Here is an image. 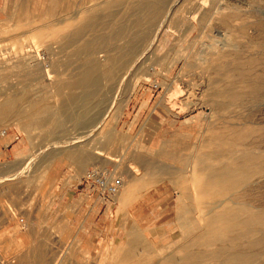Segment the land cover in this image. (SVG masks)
<instances>
[{
    "label": "rangeland",
    "instance_id": "374dc122",
    "mask_svg": "<svg viewBox=\"0 0 264 264\" xmlns=\"http://www.w3.org/2000/svg\"><path fill=\"white\" fill-rule=\"evenodd\" d=\"M196 2L204 9L214 3L253 2L256 14L264 18V0ZM46 6V0H0V88L5 90L0 107L3 104L15 113L7 120L0 116V132L5 130L0 135L1 245L14 253L16 264H183L178 259L181 233L196 234L206 227L195 193L199 182L188 173L191 166L185 160L196 152L208 122L214 119L210 114L214 102L202 105L204 92L196 88L201 85L205 90L211 81V45L217 51L239 42L216 24L206 20L201 24L190 16L182 20L181 28H166L167 17L150 50L136 56L116 79L103 83V90L111 86L107 95L86 112L80 103L66 100L80 90L63 91L62 101L52 87L53 80L69 74L54 62L76 59L42 32H30L38 26L37 20L31 22L33 18L45 20ZM199 25H213V29L200 32ZM248 39L264 47V36ZM96 58L106 63L103 52L98 51ZM170 91L176 102L172 111L171 103L164 100ZM46 106L52 114L35 111ZM64 107L72 115L45 137L50 126L43 118H58ZM242 116L249 126L260 128L257 139L264 148V95L244 103ZM99 120H104L103 125L94 131ZM216 120L230 123L240 118ZM62 139L71 143H55ZM148 164L168 168L170 178L151 172ZM91 170H106L124 183L106 209L79 188L81 177ZM145 174H151L145 178L147 183L142 180ZM255 180L243 192V201L261 208L264 180ZM147 184L151 186L146 190ZM176 187L184 188L186 195L181 196ZM19 217L27 223L24 229L18 227ZM263 259L264 252L258 261ZM204 261L200 256L191 264H212Z\"/></svg>",
    "mask_w": 264,
    "mask_h": 264
},
{
    "label": "bare ground",
    "instance_id": "6f19581e",
    "mask_svg": "<svg viewBox=\"0 0 264 264\" xmlns=\"http://www.w3.org/2000/svg\"><path fill=\"white\" fill-rule=\"evenodd\" d=\"M196 1L198 0H183L181 6L176 8L180 0H46V18H33L31 22L37 20L38 26L31 28L30 32H42L46 39L55 42L59 50L76 59L54 62L55 67H64L69 70V74L61 81L53 80L52 87L60 100L64 99L63 91L80 90L78 94L67 96L66 100L80 103L86 112L98 104L95 102L105 92L107 95L111 86L103 90V83L116 79L120 70L126 69L136 56L152 45L167 17L166 28H181L182 20L190 16L198 23L206 20L216 24L238 41V46L222 45L217 51L211 45L208 51V62L212 66L211 81L205 90L201 89V85L196 88L200 93L204 92V100L201 102L200 99L202 105L211 106L214 102L210 110L214 119L208 122L205 137L198 143L196 152L189 159L182 160L191 166L188 173L199 182L195 193L204 209L206 227H202L196 234L183 230V242L179 247L181 255L178 259L183 264L195 263L200 256L205 258L204 263L264 264V259L258 261L264 252V207L259 208L243 201V192L252 186V178L256 179L254 183L264 180V148L257 139L260 128L249 126L247 121L241 120L244 103L264 95V47L257 41L248 39L256 35L264 36V18L256 14L253 2H228L222 5L214 3L210 8L204 9ZM213 25H199V31L213 29ZM98 51L104 53L105 64L97 60ZM33 57L30 54V58ZM25 77L27 76L23 74L22 79ZM4 93L5 90L0 88V96ZM172 96L174 95L170 91L164 99L165 103H171V111L176 106ZM38 110L53 113V109L47 106L35 111ZM0 114L3 119L11 118L15 113L2 104ZM71 115V111L64 107L58 111V118H43V123L50 126L45 137L57 132ZM237 118L240 121L216 122V119ZM103 121L96 123L93 130L98 131ZM69 142L71 143L67 139L55 141L61 144ZM174 156L171 157L175 159L177 156ZM150 165L148 164L150 171L152 169L166 180L170 178L166 175L168 168ZM147 175L142 176L146 183L145 178L151 174ZM152 179L149 181L153 183ZM156 180L159 181L157 178ZM123 185L121 179L117 194ZM148 186H144L146 190L151 185ZM176 189H180L176 191L181 196L186 195L184 188ZM201 250L203 253H200Z\"/></svg>",
    "mask_w": 264,
    "mask_h": 264
},
{
    "label": "built area",
    "instance_id": "2783aa9c",
    "mask_svg": "<svg viewBox=\"0 0 264 264\" xmlns=\"http://www.w3.org/2000/svg\"><path fill=\"white\" fill-rule=\"evenodd\" d=\"M5 130L0 132L4 135ZM79 188L81 191L91 193L94 198L97 197L100 201L98 204L104 205L105 209L111 201H114V195L117 194L121 186V178L117 175H110L106 170H91L86 175L81 177L79 181ZM12 212V210H10ZM26 221L24 217L18 218L19 229L25 228ZM1 242V241H0ZM0 264H16L14 253L5 251L0 243Z\"/></svg>",
    "mask_w": 264,
    "mask_h": 264
}]
</instances>
